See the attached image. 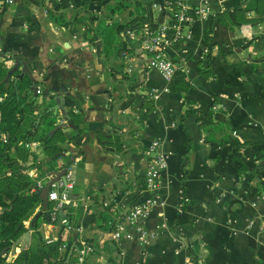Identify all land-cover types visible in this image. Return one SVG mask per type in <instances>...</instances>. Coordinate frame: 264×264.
<instances>
[{
    "label": "crops",
    "instance_id": "crops-1",
    "mask_svg": "<svg viewBox=\"0 0 264 264\" xmlns=\"http://www.w3.org/2000/svg\"><path fill=\"white\" fill-rule=\"evenodd\" d=\"M112 1L0 0L5 66L25 60L38 81L34 103L41 108L60 92L68 113L80 118L73 123L69 115L61 127L67 150L54 159L40 141L25 142L24 171L47 183L65 168L53 183L67 199L57 207L56 220L49 217L55 201L47 197L46 206H37L5 257L26 250L39 232L45 240L62 239L68 247L59 249L66 255L75 242L73 264L85 241L92 249L84 264H264L262 6L243 11L247 19L240 21L232 10L249 0H205L223 14L184 23L181 35L164 47L169 57L188 52L181 59L189 85L179 92L146 64L144 21L120 31L128 47L122 56L104 54L97 23ZM146 8L152 32L171 22L169 6ZM54 12L68 22L59 23ZM151 87L158 90L156 98L149 95ZM157 139L168 152V166L156 189L143 190L150 145ZM146 194L162 201L145 221L155 234L141 242L129 229L113 239L114 218Z\"/></svg>",
    "mask_w": 264,
    "mask_h": 264
},
{
    "label": "trees",
    "instance_id": "trees-1",
    "mask_svg": "<svg viewBox=\"0 0 264 264\" xmlns=\"http://www.w3.org/2000/svg\"><path fill=\"white\" fill-rule=\"evenodd\" d=\"M256 5H261V11L264 12V0L261 4L260 0H249L245 7H235L233 15L240 21L246 20L243 11ZM125 10L123 17L115 18ZM146 11L144 0H114L105 3V14L97 23L105 55L122 56L128 50L125 41L119 37L120 31L128 23L145 22ZM222 14L223 11L218 10L213 16L220 17ZM53 15L61 24L68 22L62 13L54 12ZM166 36L174 37L172 27L166 30ZM181 56L187 58L188 52L182 51L176 57H169L174 63L172 76L167 81V88L171 91H186L189 85ZM8 70L0 58V264H73L75 256L72 254L66 260V252L59 249L62 239L45 240L39 232L34 233V241L29 247L21 249L12 260H7L4 255L25 230L24 220L37 206L44 203L46 206L48 200L43 189L48 182L33 179L24 171L22 161L29 153L24 146L25 142L40 141L49 159L67 150L62 128L52 134L48 133L57 123L56 113L49 110L53 105V94L40 108L34 103L38 81L28 72L19 75L17 68L7 76ZM69 115L73 123L80 120L77 113L69 111ZM207 115L204 116L206 122ZM75 130L78 133L81 128ZM224 140L222 138L219 141Z\"/></svg>",
    "mask_w": 264,
    "mask_h": 264
},
{
    "label": "built area",
    "instance_id": "built-area-1",
    "mask_svg": "<svg viewBox=\"0 0 264 264\" xmlns=\"http://www.w3.org/2000/svg\"><path fill=\"white\" fill-rule=\"evenodd\" d=\"M11 2L12 0H7ZM146 6L150 5L152 9H159L160 4H164L170 7L172 12V19L169 24H164L157 32H152L146 22H142L145 30V46L144 49L148 52L146 64L148 67L157 69L165 80H169L174 70V63L165 53V45L177 39L181 35V27L184 23L190 22L194 19L209 20L215 13L214 6L208 1H199L192 3L190 0H144ZM174 29V37L168 38L166 36V30L169 28ZM129 34H132V30H127ZM127 70H131L130 66ZM149 95L156 98L158 96V90L156 87H151ZM236 134V131L233 130ZM37 143L34 140L28 141L26 145H33ZM151 153L147 161V167L144 174L143 190H154L158 187L159 180L162 172L168 166V152L159 148V140H154L150 145ZM62 182H60L61 184ZM65 186L68 182L65 181ZM59 184V183H58ZM52 182L47 192V197L50 200L55 201V204L49 210V217L51 220L57 219V207L61 205L67 199V193L65 190L59 192L55 189ZM59 186V185H58ZM162 203L158 199V196L146 194L143 197L136 199L128 208L124 209L111 224V234L116 241L120 240L127 230L134 229L138 233V237L141 242H146L148 235L155 234L154 231L148 229L145 224L148 216L153 211L157 203ZM66 220L62 218V222ZM262 228L264 229V220L261 221ZM157 227L160 225L157 224ZM78 231H82L81 227L77 228ZM61 247L67 250L68 245L63 242ZM92 246L86 241L83 243V248L80 249V254L74 264H84L85 254L90 251ZM15 252L7 253L6 259L12 260ZM137 264V263H135Z\"/></svg>",
    "mask_w": 264,
    "mask_h": 264
},
{
    "label": "water",
    "instance_id": "water-1",
    "mask_svg": "<svg viewBox=\"0 0 264 264\" xmlns=\"http://www.w3.org/2000/svg\"><path fill=\"white\" fill-rule=\"evenodd\" d=\"M19 63L22 64L21 71H20L19 75H22L25 71H27L30 74L29 67H28L27 63L25 62V60H21L19 58H16L13 66L11 68H9L7 76L18 67ZM53 100L55 101V103L52 106L49 107V110L52 111V112H54V113L59 112L62 120L59 121V122H57L48 131L49 134H52L56 129L61 128V127L65 126V125H67L68 124V121H69V113H68V110L66 109V107H65V105H64V103L62 101L61 93L60 92L55 93L54 96H53ZM65 172H66L65 168H63L62 170H60L58 172L57 171H54V175L55 176L52 177L51 180L48 182V184H46L43 187V189L45 190L46 193L48 192L49 185L52 182L58 181V179H60V177L61 178L64 177ZM44 204H43V206H45ZM15 243H17V240L14 241V244ZM74 247H76L75 246V242H73V244L68 249V253L66 255V258L67 259L69 258V256H70V254H71V252H72V250H73Z\"/></svg>",
    "mask_w": 264,
    "mask_h": 264
}]
</instances>
